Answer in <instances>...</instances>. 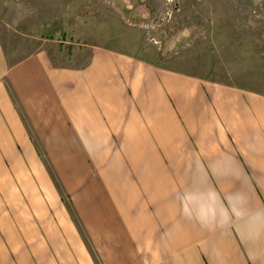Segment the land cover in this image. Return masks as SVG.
<instances>
[{
    "label": "crops",
    "instance_id": "0c3cea01",
    "mask_svg": "<svg viewBox=\"0 0 264 264\" xmlns=\"http://www.w3.org/2000/svg\"><path fill=\"white\" fill-rule=\"evenodd\" d=\"M60 48L0 34V173L39 175L41 142L96 264H264V96Z\"/></svg>",
    "mask_w": 264,
    "mask_h": 264
},
{
    "label": "rangeland",
    "instance_id": "374dc122",
    "mask_svg": "<svg viewBox=\"0 0 264 264\" xmlns=\"http://www.w3.org/2000/svg\"><path fill=\"white\" fill-rule=\"evenodd\" d=\"M0 34L10 62L102 46L264 96V0H0ZM40 143L39 175L0 173V264H96Z\"/></svg>",
    "mask_w": 264,
    "mask_h": 264
}]
</instances>
